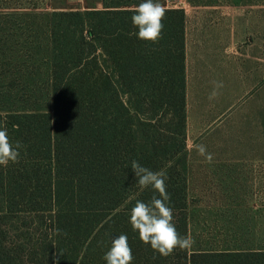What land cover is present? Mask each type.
Wrapping results in <instances>:
<instances>
[{
  "label": "trees",
  "instance_id": "trees-1",
  "mask_svg": "<svg viewBox=\"0 0 264 264\" xmlns=\"http://www.w3.org/2000/svg\"><path fill=\"white\" fill-rule=\"evenodd\" d=\"M142 2L52 12L47 91L33 72L30 36L0 40V129L21 145L18 162L0 166V264H107L121 234L131 264H264V250L176 248L162 257L132 229L136 201L159 195L135 182L136 160L166 174L172 223L189 236L186 13L165 9L161 38L144 41L131 22ZM187 3L264 7V0ZM22 9L0 5L2 30H27Z\"/></svg>",
  "mask_w": 264,
  "mask_h": 264
},
{
  "label": "rangeland",
  "instance_id": "rangeland-1",
  "mask_svg": "<svg viewBox=\"0 0 264 264\" xmlns=\"http://www.w3.org/2000/svg\"><path fill=\"white\" fill-rule=\"evenodd\" d=\"M156 2L162 4L165 9H175L168 0H156ZM0 5L23 7L18 13L28 15L25 32L11 31L9 27L2 30L5 28L0 24V40L6 42L11 39L10 41L13 42L16 40L14 36L16 33L30 36L28 47L34 54L33 60L36 66L33 72L38 79L47 83L44 85L45 91L51 74L52 12L104 9L102 0H0ZM191 8L193 7L188 4L186 11H190ZM194 11L192 17L195 21L234 24V37L241 40L240 55L235 54V66L239 58L241 71L238 77L235 69L231 92L228 91L227 85L226 92L218 95L220 101L217 102L215 124H208L213 120L212 117L193 116L188 120L187 164L188 166H240L242 173L249 174V177L257 176L264 179V7H252L241 3L235 6H219V9ZM7 71L12 70L7 68ZM201 144L206 147L207 153L212 154L210 163L204 156L199 155L194 147ZM237 187L238 194L235 192L233 196L240 200L264 199V180L242 182ZM203 196L200 192H189L188 197L190 200L200 199ZM249 207L254 209L252 206ZM252 234L249 232V235ZM198 247L192 246V248Z\"/></svg>",
  "mask_w": 264,
  "mask_h": 264
},
{
  "label": "crops",
  "instance_id": "crops-1",
  "mask_svg": "<svg viewBox=\"0 0 264 264\" xmlns=\"http://www.w3.org/2000/svg\"><path fill=\"white\" fill-rule=\"evenodd\" d=\"M186 11L185 50L188 120L193 116L216 123L218 95L232 89L235 69L240 76V38L234 37L232 22L193 20L197 9ZM228 8V7H221ZM236 45V50H235ZM212 103V105H210ZM212 112V114H210ZM189 192L203 197L189 200V236L192 252H240L264 250V199L240 200L238 185L264 180L242 173L240 166L194 165L187 169ZM249 206H252L251 209ZM252 232V235H249Z\"/></svg>",
  "mask_w": 264,
  "mask_h": 264
},
{
  "label": "clouds",
  "instance_id": "clouds-1",
  "mask_svg": "<svg viewBox=\"0 0 264 264\" xmlns=\"http://www.w3.org/2000/svg\"><path fill=\"white\" fill-rule=\"evenodd\" d=\"M165 8L156 0H143L131 17V22L138 29L136 36L140 40L156 43L161 38L163 30L162 20ZM21 145H15L10 141L7 130L0 129V166L16 163L19 159ZM199 155L204 156L209 163L212 154L207 153L204 145H194ZM134 172V179L141 189L151 187L154 193L151 201H136L131 209L129 222L133 231L138 232L139 239L145 245L167 257L176 248L188 249L194 244L190 236L181 237L175 225L172 223L173 211L166 201L170 196L166 191V174L163 171H152L142 166L138 161L132 160L130 165ZM59 231V230H57ZM107 264H131L133 260L132 250L128 244V237L121 234L112 240L110 250L103 257Z\"/></svg>",
  "mask_w": 264,
  "mask_h": 264
},
{
  "label": "built area",
  "instance_id": "built-area-1",
  "mask_svg": "<svg viewBox=\"0 0 264 264\" xmlns=\"http://www.w3.org/2000/svg\"><path fill=\"white\" fill-rule=\"evenodd\" d=\"M168 1L175 9H180V10L187 9V5H188L187 0H168Z\"/></svg>",
  "mask_w": 264,
  "mask_h": 264
}]
</instances>
